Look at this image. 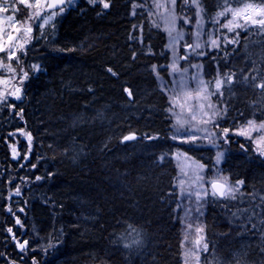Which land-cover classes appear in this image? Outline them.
I'll list each match as a JSON object with an SVG mask.
<instances>
[{
	"label": "trees",
	"instance_id": "obj_1",
	"mask_svg": "<svg viewBox=\"0 0 264 264\" xmlns=\"http://www.w3.org/2000/svg\"><path fill=\"white\" fill-rule=\"evenodd\" d=\"M220 1L204 0L210 14ZM106 2L108 9L76 0L52 32L33 40L23 57L29 79L22 99L0 106V264L184 263L181 214L167 202L177 170L165 88L169 38L154 0ZM252 30V46L264 52V38ZM234 101L230 117L252 119L249 102L252 108L258 100L241 89ZM130 133L142 139L124 144ZM244 144L233 141L222 168L244 181L246 195L261 196L264 162L240 153ZM11 145L23 155L18 163ZM245 203L251 220L237 203L208 207L204 228L214 259L204 255V264H264V206ZM8 228L28 241L24 252Z\"/></svg>",
	"mask_w": 264,
	"mask_h": 264
},
{
	"label": "snow or ice",
	"instance_id": "obj_2",
	"mask_svg": "<svg viewBox=\"0 0 264 264\" xmlns=\"http://www.w3.org/2000/svg\"><path fill=\"white\" fill-rule=\"evenodd\" d=\"M236 6L233 7L232 3ZM71 4L72 0H0V85L3 89L0 90V104H8L9 98L15 100L22 99V93L24 91L25 82L29 79V72L25 70L23 64V57L27 55L28 47L32 45L33 40L38 39L40 36L45 35V30L55 25L52 23L58 15H62L65 11L64 5ZM89 4L95 6L97 3L101 4L104 9L110 7V3L106 0H88ZM182 4L189 8L194 7L196 9L194 16L196 17L195 25L197 28L195 34V42L192 44H186L185 50L191 51L196 55H206L204 52H199L205 45L209 50H221L222 45L226 48L227 45H238L240 38V31L247 32L249 28H256L259 33L264 34V0H222L221 8L214 17H212V23L219 25L217 31L222 32L227 30V33L232 35H222L213 37L208 34L209 38L206 41H201L200 37L205 35L203 32L204 26V8L201 0H182ZM27 9V13L17 19L16 14L20 13L23 9ZM154 6L157 10L165 9L167 15H162L161 21L163 29L167 32L169 37V48L176 53V46L179 40L183 39V31H179L177 28V20H183L184 24L192 22V16H180L176 12L177 0H154ZM221 19L224 20L221 23ZM6 26V27H5ZM160 27V25H157ZM240 30V31H238ZM35 33V34H34ZM181 59H189L188 56H181ZM215 59V57H213ZM15 61V64L12 62ZM192 67L201 69L202 65L193 64ZM172 73L180 72V68L177 67L175 59L170 65ZM33 71H40L38 65H31ZM155 66L153 71H155ZM112 72V69H108ZM186 72L187 69H184ZM256 75L251 77L245 76L243 79L249 81L250 86L259 88L261 94L264 95V72L259 69H253ZM116 75V73H112ZM235 72H217L214 80L205 81L200 75L199 71L197 75L190 78L191 81L196 83L195 88L189 86V79L182 78L179 81H173L175 87L172 90L169 103L171 107L168 109L177 118L174 125L175 131L173 132L172 139L181 138V143L195 144L202 138L205 140H212L213 145H216V139H223L225 143L229 142V136L236 135L242 136L248 139L255 146V151L264 157V121L257 123L254 119H249L246 123L233 129L224 127L220 129V132H211L208 130L207 125L212 124L214 128H220V125L216 122L218 118H221L223 109L217 108L213 102V96H223L222 88L225 85H231ZM167 88V84H165ZM128 92L129 97L132 96L131 91L125 89ZM14 107L13 105H8ZM179 109V111H177ZM257 133L258 135H253ZM202 134V135H201ZM27 139L29 141V151L31 150L32 137L30 133H27ZM136 134L130 133L123 137L122 142L135 140ZM216 138V139H213ZM247 151L245 145H241ZM15 158V149H13ZM183 155V153H181ZM224 156L223 152L216 154V162L219 163ZM164 157L162 156L161 159ZM186 160H191V157H185ZM195 165L194 177L197 182L200 183L203 188L205 178L200 175L203 171L204 165L198 164L192 161ZM35 167V165H33ZM187 175L188 173H184ZM42 179L40 176L36 177V180ZM184 181H181L183 185ZM206 183L210 186L203 188L202 191L195 193L197 208L199 212L202 207L201 201L208 195L212 197H218L224 200H235L237 193H240L241 188L244 185V181H237L235 184L229 183L228 177L218 175L215 179L207 180ZM15 195H20V189L17 188ZM191 196L193 193H187ZM264 199V197H262ZM12 211L11 208L8 209ZM23 211V209H20ZM202 214V213H201ZM235 215V214H234ZM199 217L196 218L198 220ZM251 218L249 217V220ZM196 220L190 221L186 227L185 241L190 245L185 251V264H189L190 259L195 260V264H200V253H207L209 245L205 240L204 228L196 223ZM17 224H20L19 218L16 220ZM255 227V225H253ZM8 233L12 234V239L16 241L17 247L21 252H24L28 246V241L21 242L17 240L15 234H13L12 228L7 229ZM195 232V238L190 237ZM135 243H139L136 241ZM126 248L131 245L125 244ZM264 250V249H262ZM36 264V261H33Z\"/></svg>",
	"mask_w": 264,
	"mask_h": 264
},
{
	"label": "rangeland",
	"instance_id": "obj_3",
	"mask_svg": "<svg viewBox=\"0 0 264 264\" xmlns=\"http://www.w3.org/2000/svg\"><path fill=\"white\" fill-rule=\"evenodd\" d=\"M76 0H72V3L69 4V7H71L72 5H74ZM161 2H166V0H161ZM201 3L203 5L204 8V26H203V32L205 33V35H202L200 37L201 41H206L208 40L209 36L208 34H211L213 37L215 36H222V35H232L227 33V30H223L222 32L217 31L219 29V25L217 24H213L212 23V17L215 16L216 13L210 14L208 11V8L206 7V4H204V0H201ZM222 1H220L218 3V5H221ZM183 6L184 9V5L182 4L181 0H177V6H176V12L178 14L177 8L179 6ZM232 6L235 7L236 4L233 2ZM23 9V6H20ZM187 7V6H186ZM189 12H183V14H178L180 16H192V22L189 24H184L183 20H177V28L179 31H183L184 36L183 39L179 40V42L177 43L176 46V53L173 54V52L170 50L169 48V43H168V50L170 52V64H172L173 60L175 59L177 67L180 68V72L173 74L172 73V68L170 67V76L168 79V83L167 84V93L169 94V98L172 95V90L175 87V85L172 83L173 81H179L182 76L185 79H189V86L191 88H195L196 87V83L194 81H191L190 78L194 75H197L198 71H199V75L207 82L210 80H214V78L217 75V72H221V73H225V72H235L236 75L233 78V83L229 86V85H225L222 88V91L224 93L223 96H213L212 100L213 102L216 104L217 108L219 109H223L224 111H222L221 113V118L217 119V123L220 125V128H214L212 124L207 125V128L209 131L211 132H220L221 128L227 127L230 129H235L239 126H241L242 124L246 123L247 119H243V120H239V119H235L234 117H230L231 114V109H232V103H234L238 92L242 89V91L246 92L248 94V96H252L253 97V101L254 100H258V98H260V100H258L257 105L253 104L252 108H251V102H249V106L248 109L251 110L252 115L250 116V118L254 119L257 121V123L264 121V108H261L259 111L258 106L259 104L263 101V95L262 96H256V90L259 91L261 93V90L259 88H254L252 86H250L249 81H251V77L253 75H256L257 73L253 71V69H259L261 72H264V52H262L261 50H257L256 52L252 50L251 45H253V41L255 40V37L253 36V33H255L256 28H250L253 29L252 34L244 31H240V40H239V44L238 45H227V47L225 48L222 45L221 50H209L208 46L205 45L202 49H199V52H204L206 53V55L200 56V55H196L194 53H191V51H186L185 50V45L186 44H192L195 42V34L197 31L196 25H195V20L196 17L194 16V13L196 11V9L194 7L189 8ZM220 8V7H219ZM221 10V8H220ZM218 10V11H220ZM27 9H23L20 13H17V19H20L21 16L25 15L27 13ZM208 14V15H207ZM3 14H0V16H2ZM158 15V14H157ZM162 15H167V11L165 9H159V15H158V20H161ZM61 15H58L55 20L52 22L53 24L55 23V21L60 17ZM160 16V18H159ZM224 20L221 19V23H223ZM191 25V27L189 28V30H187L188 26ZM6 27V26H5ZM48 30L50 29V31L52 32L53 28L51 26H49L47 28ZM47 29L45 31H47ZM162 29H163V25H162ZM163 31L167 34V32L163 29ZM189 32V33H188ZM35 34V33H34ZM259 37L264 38V34H261L258 32ZM168 36V34H167ZM43 37V36H40ZM169 38V37H168ZM245 38V45H240L243 44V39ZM243 46V47H242ZM254 47V46H253ZM255 48V47H254ZM225 50V52H223ZM217 52V56H215V59H213V54ZM3 54L0 53V56H2ZM26 56H29V54H27ZM181 56H188L189 59H181ZM13 64H15V61L12 62ZM24 64V62H23ZM193 64H199L202 65L201 69H196L194 67H192L191 65ZM222 66V67H221ZM31 69V67H30ZM184 69H187V71L185 72ZM32 70V69H31ZM33 71V70H32ZM34 72V71H33ZM248 76L249 77V81H245L243 79V77ZM27 82V81H26ZM25 82V84H26ZM244 82H247L249 84L248 88L244 87ZM25 88V85H24ZM3 89V86L0 85V90ZM25 89L22 93V95L24 94ZM236 92V93H234ZM234 93V97L230 96V94ZM236 94V96H235ZM9 100H13V98H9ZM234 101V102H233ZM3 104H0V106H2ZM170 105V103H169ZM171 107V105L169 106V108ZM177 111H179V109H177ZM13 112V111H12ZM168 115H169V120L171 121V140L172 142L175 143L176 145V151L174 152V157L173 159H175V164H176V175L175 178L173 180L172 183V187H173V193L176 194V196L178 197L177 199H174L175 202V213L176 214H181L180 219H181V227H182V240H183V248H184V253L186 251V249H188L190 247V245L185 241V232L187 231V227L186 225L192 221V220H196L197 217H199L198 220H196V223L201 225L204 228L205 222L204 219H206V214H207V210L208 207L211 205L210 201L211 200H216L218 199V197H212L211 195H208L207 197H205L204 199H202L201 201V205L202 207L200 208V211L197 212L196 208H197V202H196V196L195 193L197 191H202L203 188H208L210 191V186L206 183L207 180L210 179H215L218 175L220 176H225L228 177L229 183L235 184L236 181L233 180L231 177V175L229 174V172L227 170H223V165L224 163H226V161L228 160V158L232 155V149L231 146L233 144L234 140H242L243 143H245L244 145L246 146L247 144L250 145L251 147L255 148V146L252 144V142L248 139H245L242 136H236V135H231L230 133V137H229V142L225 143L223 139H216V145L214 146L212 143V140H205V139H201L199 141H197L194 145L193 144H189V143H181L180 140L183 137H178L177 139H172V135L173 132L175 131L174 129V125L176 123V116L170 112L168 110ZM240 115H237V117H239ZM202 135V134H201ZM253 135H258L257 133H253ZM188 151H194L196 156H193L192 154H190ZM218 152H223L224 156L222 158V160L217 163L216 162V154ZM181 153H183V155H181ZM30 156V155H29ZM191 157V160H186L185 157ZM192 161H195L198 164H202L204 165V169L202 172H200V175H202L205 178V183L203 184V188L201 187L200 183L197 182L195 180L194 177V168L195 165L192 164ZM184 173H188L187 175H185ZM226 174V175H225ZM184 181L183 185H181V181ZM235 181V182H234ZM193 193L191 196H189L187 193ZM247 193H245L244 191V187L241 188L240 193H237V198L235 200H225V203L227 205H234V203H237L240 211L242 214H246L248 213V211L243 208V205H240L241 203L244 204L247 201ZM256 196L258 198V200L261 199V196L258 193H252L251 197ZM179 201H185V208H183L182 206H180L181 204L179 203ZM179 203V204H178ZM246 204V203H245ZM194 213H193V211ZM202 213V214H201ZM261 213V211H257V215H259ZM235 216L238 217L237 213H234ZM252 214V212H251ZM256 215V216H257ZM257 221V218H255ZM195 232L193 231L192 236L190 237V239H194L195 238ZM203 235L205 236V240L207 241V234L204 228V233ZM208 243V241H207ZM204 255H211V258H213L214 253L208 252H201L200 253V264H204V260L203 257ZM214 262H210L209 264H213ZM185 264V256H184V263ZM189 264H195V260L194 259H190Z\"/></svg>",
	"mask_w": 264,
	"mask_h": 264
},
{
	"label": "bare ground",
	"instance_id": "obj_4",
	"mask_svg": "<svg viewBox=\"0 0 264 264\" xmlns=\"http://www.w3.org/2000/svg\"><path fill=\"white\" fill-rule=\"evenodd\" d=\"M218 1H220V0H206V2H207V4H211V3H213V6H215L216 5V2H218ZM212 11H215L216 10V7L215 8H213V9H211ZM177 11H178V9H177ZM169 43V42H168ZM251 47H252V50L253 51H257V50H259V48L255 45L254 47L251 45ZM223 52H225V50L223 51ZM218 54H217V52H215L214 54H213V57H215V56H217ZM244 87L245 88H248L249 87V84L247 83V82H244ZM234 93H236V92H234ZM234 93H232V94H230V96L232 97H234ZM263 98H264V95H263ZM258 100H260V98H258ZM262 108V106H260V109ZM261 111V110H260ZM136 139L135 140H132V141H124L123 143L124 144H130V143H135V142H137V141H139V140H141L142 139V137L140 136V135H137L136 134ZM230 137V136H229ZM246 148H247V151L244 149V148H239L240 149V153H242V154H244V155H247V156H251L253 159H257V160H259V161H261V162H264V157H261L256 151H255V148H253V147H251L250 145H246L245 146ZM225 164V163H224ZM224 166V165H223ZM235 182V181H234ZM250 194H248V196H247V201H248V203L249 204H251L252 206H254V205H257V204H259L260 205V207H262V206H264V199H262V197H264V192L263 193H260L261 194V199L260 200H254L255 198H256V196H254V197H251V194H252V192H249ZM178 197L176 196V194L175 193H170L169 195H168V198H167V202H168V207H170V208H172L173 210L176 208L175 206V202H174V199H177ZM179 203L181 204L180 206H182L183 208H185V206H183V205H185V201H179ZM178 203V204H179ZM210 203H211V205H213V204H221V201L218 199H216V200H211L210 201ZM257 208V207H256ZM255 208V209H256ZM193 211V210H192ZM193 213H194V211H193ZM246 216H248V218L250 217L251 219H253V217H254V215L253 214H245ZM250 219V220H251ZM14 234V233H13ZM11 236H12V234H11ZM16 236V235H15ZM22 242V241H21ZM221 253V252H220ZM133 254H138V255H142V254H140V253H132L131 255H133ZM185 253H184V248H183V240H182V256L184 257L185 255H184ZM222 255V254H221ZM222 258H224V256L222 255Z\"/></svg>",
	"mask_w": 264,
	"mask_h": 264
},
{
	"label": "water",
	"instance_id": "obj_5",
	"mask_svg": "<svg viewBox=\"0 0 264 264\" xmlns=\"http://www.w3.org/2000/svg\"><path fill=\"white\" fill-rule=\"evenodd\" d=\"M66 5V4H65ZM65 5H64V7H65Z\"/></svg>",
	"mask_w": 264,
	"mask_h": 264
}]
</instances>
